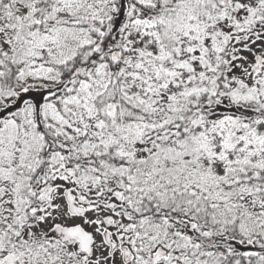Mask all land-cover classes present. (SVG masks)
Wrapping results in <instances>:
<instances>
[{
  "label": "snow or ice",
  "instance_id": "obj_1",
  "mask_svg": "<svg viewBox=\"0 0 264 264\" xmlns=\"http://www.w3.org/2000/svg\"><path fill=\"white\" fill-rule=\"evenodd\" d=\"M0 264H264V0H0Z\"/></svg>",
  "mask_w": 264,
  "mask_h": 264
}]
</instances>
